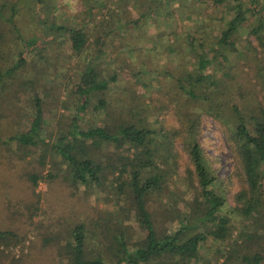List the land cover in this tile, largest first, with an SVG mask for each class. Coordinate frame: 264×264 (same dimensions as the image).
Segmentation results:
<instances>
[{"label":"rangeland","instance_id":"1","mask_svg":"<svg viewBox=\"0 0 264 264\" xmlns=\"http://www.w3.org/2000/svg\"><path fill=\"white\" fill-rule=\"evenodd\" d=\"M44 1L48 6L55 5L50 13L45 10V13L48 11V15L42 18L47 23L45 26L25 8L26 4H32L33 1H20L12 19L8 18L9 13L4 15L2 20H8L11 24L6 21V24L3 23L0 17V137L5 140L30 128L32 98L39 92L45 104L41 129H44V140L51 147L56 134L65 131V127L76 115L77 105L82 101L81 96L73 89L84 64L94 66L101 79L107 82V88L89 93L88 103L78 114L79 126L85 129L89 125H117L121 121H131V116L136 114L132 122L155 130L158 134L157 143H163L167 132H174L177 137L173 139L172 153L176 154L179 177L185 176L184 170L189 166V158L181 139H178L180 121L171 109L174 108L176 112L177 109L188 111L192 118L200 114L198 141L219 178L217 189L225 191L227 199L228 207H223L220 213L226 212L229 215L235 224L233 235L239 234V237L231 245L206 237L197 257L187 264H222L224 256L218 252L230 248L240 254L260 250L259 240L253 238L249 242L247 234L257 235L261 232L258 229H261L264 222L262 216L257 215L261 224L256 226L250 219H242L229 212L230 207L240 205L234 200V195L245 185L237 175L235 158L219 122L202 110L199 100L189 101L181 92L178 94L175 87V79L183 73V67L188 63V52L196 48L194 53L196 50L198 54L205 49L204 46L191 47L186 40L195 30L192 28L193 23H210L211 26L200 30V35H203L202 31H209L212 26L219 29V16L226 13L223 9L225 3H216V0ZM146 11L148 15L140 17ZM52 12L54 18L51 16ZM167 13L172 16H166ZM261 14L264 16V10ZM183 15L186 18L181 21ZM52 22L86 30L89 38L85 47L79 52L73 51L69 40L65 36L59 37L61 32L51 28ZM155 22L158 25L156 28L153 24ZM165 26L168 30L176 29V33L180 35L175 45L173 39L169 40V44H161L157 34H161ZM97 36H102L103 44L99 55L96 54L97 46L94 43ZM233 38L239 53L234 59L230 58L232 66L238 64L232 69L235 78L227 80L235 90L228 103H236L242 108L260 103L264 105V88L256 92L245 84V80L253 78L252 74L259 80H264V47L250 53L247 48L257 45V40L254 36L247 40L245 30L234 34ZM210 55L207 51L205 57L209 58ZM21 57L24 63L21 61L20 66H17ZM189 69L190 65L187 66V70ZM4 71L9 73L5 74ZM110 77H113L112 81L109 80ZM252 81H256V78ZM255 87L260 89L261 85ZM195 90L200 92V88ZM100 99L107 101L106 106L94 110ZM212 100L213 105L219 101L218 98ZM107 112L110 117L106 120ZM224 112V115L228 114L227 107H224ZM14 145H0V232H8L14 236L0 239V264H69L64 249L66 242L71 240L69 230L77 224H83L87 231V254L92 258L103 257L106 264L114 263L106 258L104 249L110 242L109 235L115 234L116 223L122 226L121 232L129 239V244L125 241L128 246L137 238L144 237L137 225L136 215L130 210L128 212V204L123 196H116L117 173L113 176L107 173L108 179L99 188L81 185L75 188L58 173L52 163L54 157L47 156L45 163L40 164L37 161L38 155L25 156L22 152L27 149L38 152L39 147L21 149ZM103 148L104 144L97 150L93 148L99 162L103 164L108 158L114 160L117 153L132 158L134 164L139 161L127 146L122 150H115L112 145ZM166 153V146L162 144L158 147L157 158H162ZM56 173L59 174L57 178L47 176ZM34 174L42 176L36 188L32 186ZM127 178V175H123L120 180L125 181ZM178 183L177 179L176 189L169 187L173 200L177 202L174 212L166 206L167 199L164 196L154 197L155 202L149 209L153 211L159 233L172 234L179 228L181 216L190 213L178 201L176 191L185 190L184 198L189 197L185 200H191V188ZM260 212L264 214V203ZM188 223L192 224L194 221ZM194 233H203L201 226L188 232ZM261 245L263 246L262 242ZM241 262L238 259L233 264H242ZM165 264L174 262L168 259Z\"/></svg>","mask_w":264,"mask_h":264},{"label":"trees","instance_id":"2","mask_svg":"<svg viewBox=\"0 0 264 264\" xmlns=\"http://www.w3.org/2000/svg\"><path fill=\"white\" fill-rule=\"evenodd\" d=\"M20 1L23 3L33 1L32 4H26L25 8L30 15L37 17L39 23L47 25L42 18L48 15V11L50 13L55 5L48 6L44 0H0L1 20L6 13H9L8 18L12 19L18 10L17 6ZM215 2L225 3L223 9L226 13L219 16L221 20L218 25L219 29L212 26L209 31H202L203 35H200V30L208 25L211 26L210 23L205 21L193 23L192 28L194 27L195 30L186 40L191 47L197 45L200 48L204 46L205 49L198 54L196 50L194 53L196 48L188 52V63L183 67V73L175 79V87L178 94L181 92L185 98L190 99L189 101L199 100L202 110L214 116L219 122L235 158L238 168L237 175L245 185L234 195V200L240 205L230 207L229 212H233L242 219H250L257 226L261 224L258 222L257 215L262 216L264 220V214L260 212L264 203V105L260 103L256 106L242 108L236 103H228L232 99L231 94L234 89L230 87L227 80L235 78L236 75L232 69L238 64L232 66L230 63V58L234 59L239 53L235 47L234 34L245 30L246 39L250 36L255 37L257 45L247 48L250 53H254L257 48L264 47V16L261 14L264 10V2L260 0H216ZM206 7L210 9L209 5ZM211 7L215 9L214 6ZM35 8H37L36 12ZM45 10H48L47 14ZM208 13L210 15V12ZM147 15L148 11L142 13L140 17ZM51 16L54 18L53 12ZM166 16L170 17L172 14L167 13ZM181 17V21L186 18L184 15ZM250 19H252L251 23ZM2 21L11 24L8 20ZM172 21L174 22L173 19ZM247 22H249L248 25ZM156 23H153L155 28L158 26ZM50 26L61 32L59 37L65 36L69 40L70 47L75 52L81 51L88 41L89 35L83 28L58 25L55 22H52ZM165 27L164 31L162 30V36L160 33L157 34L161 44H169L170 39H173L174 45L178 43L180 35L176 33V29L168 30L167 26ZM101 37H95L97 55L101 53L103 47ZM207 51L211 54L209 58L205 57ZM21 61L24 63L22 57L16 63L17 66H20ZM188 65H190L189 70H187ZM9 71H4V73L7 74ZM252 76L256 78V81H252L253 78L249 77L248 81L245 80V84L255 89L256 92L261 91L264 88V80H259L255 74ZM109 80L112 81L113 77ZM106 84L107 82L99 76L97 68L87 63L84 64V69L80 72L79 80L73 89L81 96L82 101L77 105L76 115L65 127V131L56 134L55 142L51 147L44 140V129H41L45 104L39 92L32 98L33 111L30 115V128L26 132L10 136L5 140L0 137V145L7 147L14 143L21 149L39 147L38 152H32L29 149L22 152L25 156L38 155L37 161L40 164L45 163L47 156L54 157L51 161L58 173L60 172L63 179L69 181L75 188L77 185L99 188L108 179L107 173L112 176L115 173L118 174L116 196H123L128 204V212L130 210L136 215L137 225L144 237L137 238L133 244L128 246L129 239H126L121 232L122 226L116 223L115 234L114 236L109 235L110 242L104 249L106 258L113 260V264H165L168 259L173 260L174 264H187L188 261L197 257L201 244L208 236L224 245H231V242H235L239 234L233 235L234 222L226 212L220 213L223 207H228L225 191L217 189L219 178L198 141L200 114L192 118L188 111L176 108V112L174 108L171 109L180 121L181 130H178L180 136L178 139H181L189 158V166L184 170L185 176L179 177L176 154L172 153L173 139L177 137L174 132H167L166 140L162 137L164 139L162 144L166 146L167 153L159 159L157 152L162 144L157 143V132L147 126L132 122L136 114L131 116V121H121L117 125H89L85 129L79 126L78 114L88 103L89 93L94 90H106ZM258 84L261 85L260 89L255 87ZM197 88H200L198 93L195 90ZM240 96L242 98V93ZM212 98H218L219 101L213 105ZM106 103L107 101L100 99L94 106V110L104 108ZM224 107H227V113L230 116L224 115ZM105 115L107 120L110 115L108 112ZM58 123L60 124V119ZM102 144H104L103 149L112 145L115 150H122L124 146H127L139 161L134 164L132 158L129 159L117 153L114 160L111 161L108 158V161L103 164L99 162L94 153V149H99ZM172 173L174 180L171 178ZM123 175L128 176L127 180H120ZM47 176L54 179L59 174ZM41 177L36 174L32 176L33 188L37 187ZM177 179L178 184L191 188V200H185V198L189 199L188 196L184 198L185 190L177 189L176 191L178 201L182 202L190 213L181 216L182 221L179 222V228L172 234L159 233L155 226L153 211L149 209L155 202L154 197L164 196L167 199L166 206L174 212L177 202L173 200L169 187L176 189ZM191 220L194 223L189 224ZM198 226H201L203 233L188 234L190 230L193 231ZM261 226V229H258L261 231L259 234H247L249 242L253 241V238L259 240L260 250H252L246 254H240L234 248L219 251V255L224 256L222 264H233V261L238 259L242 260V264H262L264 222ZM102 228L104 230V226ZM86 232L83 224H77L69 230L71 240L66 242L64 249L65 255L69 258V264H106L103 257L92 258L87 254ZM8 236L14 238L11 233L0 232V239Z\"/></svg>","mask_w":264,"mask_h":264}]
</instances>
